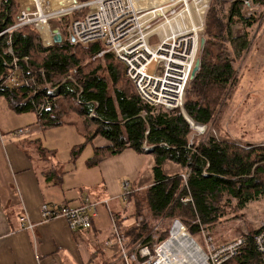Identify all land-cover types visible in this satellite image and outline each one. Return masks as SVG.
Returning <instances> with one entry per match:
<instances>
[{
	"label": "trees",
	"instance_id": "1",
	"mask_svg": "<svg viewBox=\"0 0 264 264\" xmlns=\"http://www.w3.org/2000/svg\"><path fill=\"white\" fill-rule=\"evenodd\" d=\"M15 1L0 0V32L3 31L0 33V96L8 106L16 113H34L32 125L41 130L67 122L80 125L83 141L71 147V159L85 145L92 146L95 137L106 139L108 145L92 148L86 161L89 167L127 148L137 153L149 149L152 182L145 190L144 203H138L129 194L123 207L110 209L106 235L103 232L104 238L96 242L82 264L140 262L143 258L137 248L147 246L153 252L155 246L169 237L168 228H156L159 233L156 239L149 232L158 221L175 219L193 235L200 232V226L211 227L226 214L264 197V145L244 143L247 147H243L225 133L218 136L208 133L203 137L191 129V126L198 129V124L219 132L222 129L224 99L236 82L234 58L248 44L245 34L233 37L231 26L236 23L247 28L255 21L253 16L243 15L244 0H230L225 14L220 9L225 5L218 0H213L206 9L199 68L189 80L183 99V110L193 121L191 126L181 112L150 106L141 100L124 75L122 64L110 52L97 55L104 49L102 42L71 41L69 23L81 17L84 9L56 16L55 27L61 41L44 46L32 25L7 30L14 23ZM250 1L263 7L264 17V0ZM37 28L43 38H50L48 24L37 23ZM12 57L17 58L19 78L15 84L4 83L12 67ZM102 70L107 72L106 76L101 74ZM50 91L52 96L48 95ZM32 144L39 155L54 156L39 139ZM49 163L44 177L57 184L62 181V173L57 172L60 164ZM169 164L175 169L167 168ZM182 175L186 176L185 180ZM132 188L130 184L131 192ZM129 217L135 220L132 226L124 223ZM111 221L124 238L125 259L116 243ZM93 223L88 229L73 232L89 233ZM253 233L254 230L246 234L245 245L231 262L264 264L252 246ZM107 240H112L110 246L104 245Z\"/></svg>",
	"mask_w": 264,
	"mask_h": 264
},
{
	"label": "crops",
	"instance_id": "2",
	"mask_svg": "<svg viewBox=\"0 0 264 264\" xmlns=\"http://www.w3.org/2000/svg\"><path fill=\"white\" fill-rule=\"evenodd\" d=\"M142 1L134 0L136 4ZM179 3L181 2L177 4ZM177 4L166 2L153 6V12H146L142 16L147 18L155 14L164 17L166 13L171 14ZM158 10L160 13H157ZM177 30L180 28L174 31ZM172 31L173 29L163 27L164 33ZM151 40L156 42V36H152ZM34 121V113H16L0 96V264H82L98 241L104 238L103 232L110 224L109 211L118 207L115 203L118 199L120 201L123 181L127 180L131 185L136 182L148 186L151 184L150 156L127 148L120 154L105 158L96 166L89 167L86 161L92 154V148L109 144L106 139L97 136L84 159L73 163L70 150L76 144L74 140H83L82 129L80 125L67 122L63 126L44 130L51 133V136L44 135L47 139L54 140L53 150L57 149L58 144L61 145L60 140L63 138L65 141H73L68 146L70 150L66 161L61 162L58 157H54L55 153L54 156L39 155L33 150L32 142L39 139L34 136L38 134L37 130H41L32 125ZM24 126H30L33 133L13 135L15 129ZM63 127L72 128L64 130L66 128ZM42 146L53 151L50 146ZM50 161L60 164L57 172L62 173V181L57 184L44 181L45 169L51 166ZM166 167L175 169L172 164ZM92 170L93 174L90 173ZM85 196L101 202L89 233H74L62 217L41 222V205L76 206ZM23 215L35 224L32 231L21 228L19 217Z\"/></svg>",
	"mask_w": 264,
	"mask_h": 264
},
{
	"label": "built area",
	"instance_id": "3",
	"mask_svg": "<svg viewBox=\"0 0 264 264\" xmlns=\"http://www.w3.org/2000/svg\"><path fill=\"white\" fill-rule=\"evenodd\" d=\"M17 1L19 7L14 16V23L7 30L32 25L38 31V16L41 12L38 11L37 14L31 12V7L28 5L29 2H34L39 6L38 3L35 0ZM244 4L249 5V1L244 0ZM81 9H84L82 16L71 20L68 26L72 42L79 44L102 42L104 49L97 55L110 52L122 64L124 75L130 80L141 100L150 106H161L166 110H176L182 113L185 89L191 79V71L196 60V38L191 36V33H182L178 30L162 35L158 31H153L158 25L149 28V22H145L147 18L144 20V17L139 14L141 11L135 10L131 0H88L83 3H78L76 0L72 6L63 11L71 12ZM172 12L174 13V10ZM44 18L47 21L48 15ZM154 34L158 38L152 43L150 37ZM51 35L50 33L49 41H45L40 35L41 43L45 46L52 44ZM151 64L155 65L152 74L147 72ZM11 66L4 83L15 84L20 74L16 57H12ZM23 82L27 83L25 80ZM48 95L52 96L53 91H50ZM199 126L200 131L203 132L205 128L202 125ZM12 133L15 136L28 135L33 133V129L30 126L22 127L15 129ZM144 151L148 152L149 149L146 148ZM183 178L185 180L186 176L184 175ZM128 186L129 181L124 180L122 198ZM183 201L187 199L184 198ZM100 203L85 196L76 206L53 207L43 204L39 209L41 222L62 217L72 231L88 229L98 215L97 207ZM26 217L24 215L19 217L21 228L32 231L35 224ZM113 229L116 233V243L119 245L122 256L126 258L124 238L116 231L114 224ZM201 231L203 232V246H197V248L203 258V264H254L231 262L245 245L246 235H239L227 242L215 244L207 237L203 229ZM165 241L155 246L153 252L147 246H140V257L146 256L147 258L134 264L145 262L156 264L154 259L157 257V248ZM251 242L255 252L260 255L264 263V224L252 234ZM106 245L110 246L111 242L107 241ZM191 259V262H194L193 257Z\"/></svg>",
	"mask_w": 264,
	"mask_h": 264
},
{
	"label": "rangeland",
	"instance_id": "4",
	"mask_svg": "<svg viewBox=\"0 0 264 264\" xmlns=\"http://www.w3.org/2000/svg\"><path fill=\"white\" fill-rule=\"evenodd\" d=\"M72 1L75 0H43L40 6H37L34 2L31 3L29 2L28 5L31 7V12L37 14L38 11L42 9V11L46 15H48L47 22L49 23L48 28H50L48 32L50 34L51 30L53 28H56L55 26L57 25L55 18H57L59 15L62 14L64 15L66 13H69L67 11L65 12L63 11L65 8L66 9L69 8V6L63 8L62 7L54 8V9H52V6L63 5V4L65 5L67 3H71ZM154 1L152 2L151 0H143L140 3L142 7L139 8L140 10H138L139 12L141 11V13L139 14L143 15L146 12H150V11L153 12L152 10L155 9L153 8V6H158L159 4H166L164 0H154ZM194 1L195 0L193 1L178 0V2L181 3L179 4H177L178 2L176 3L177 5H175L174 7V13L173 12L171 14L166 13L164 17L159 15L155 16L154 13H151L154 15H149L145 22L147 23L149 22L148 23L149 28H153L163 23L167 18H171L172 16H174V14L177 13L178 11L184 9L185 7L184 5L186 3H188L187 5H189ZM212 1L213 0H208L207 3V0H205V7H203L200 15V19L202 20L200 24L201 27L196 32L191 33V36L196 35L194 37L196 38L197 41L198 53L196 54V59H199L198 55L200 53V48L202 45L201 38L204 37V30H205L204 15L208 5ZM218 1L219 3L220 2L224 3L225 6L223 8L220 7V9L222 10V13L225 14L227 12L226 10L228 7L227 4L229 3L230 0H218ZM248 1H249V5L246 4L243 5V9H242L243 15L246 18L253 16L255 19L254 23L247 28L242 27L240 24H236V23L231 26L233 37L242 36L243 34H245L248 44H247V48L244 51H242L238 57L234 58L236 82L229 88L228 95L224 99V106L222 109L223 112L221 113L222 129L219 132L216 131L214 127L202 125V127H204L205 130L201 132L199 129L201 127L199 126V124H198L199 126L198 129L196 128V126L193 127L190 125L191 129L194 132H197L199 136L205 137L208 133H212L214 136H218L220 134L225 133L230 140H233L235 143L241 144L243 147H247L246 144H251V143L264 145V17L262 16L263 7L259 6L258 4L252 3L250 0ZM15 2L17 6L15 11V15H16L19 5L17 0ZM193 13L195 16L196 12ZM45 25L47 24L46 23L42 24V26ZM184 26L186 27L192 26V22L183 20L182 27L184 28ZM154 35L156 36V38H158L156 34ZM154 41L155 40H151L152 43H154ZM229 50H230V54L232 55V49L229 48ZM154 66H155L154 64L148 66L147 72L152 74V72H154ZM101 74L103 76H106L107 72L102 70ZM63 128H66L64 130H71L69 128L72 127H63ZM37 131L38 134H36L34 137L38 136L41 144L46 145L47 147L50 146V148H52L53 150V148L55 147L54 140L46 138V135L51 136V133H47L44 130H37ZM82 141H83L82 139L80 142L78 140H74V142L76 143L75 145L78 144L81 145ZM60 142L61 145L58 144L57 149L53 150V152L56 154L54 157L55 158L58 157L59 160H61V162H65L68 151L70 150L68 149V146L71 145L73 141L72 142H70V140L65 141V138H63L62 140H60ZM90 149H91L90 144L85 145L79 151L75 159H73V163H75L76 161L77 163H79L81 160H83L86 153H89ZM141 153L145 154L146 156L148 155L146 151H143ZM90 173L93 174V170L90 171ZM76 174H79V172H76ZM182 176L184 177V175ZM75 177L78 178V175H76ZM45 180L46 179L44 178V181ZM132 187L133 188L131 192L130 182H129V186L127 188L126 194H124L123 198L120 197V201L119 199L116 201L115 203L116 206L123 207L125 204V200L129 194L130 195L132 194V196L136 199L135 201H137L138 203L141 204L144 203L145 190L148 187V185H143L141 183L136 182L132 185ZM143 214L144 213H142L141 216H143ZM174 220L175 219L160 220L151 228V231L149 232L153 234L154 239H156L157 235H159V233L158 234L156 233L157 229L162 230L164 228H168L169 231L168 233L170 236L171 228L175 223ZM133 222H135V220L132 217H129L124 221L125 224H131V226L132 224L133 225L135 224ZM176 223H179L182 226L183 230H185L186 233L190 236V240L193 241V245L195 244L194 245L195 247L203 246L202 245L203 232L201 231V229H203L204 233L208 235L207 237H209L212 242H214L215 244H221L229 240H232L239 235H246L250 231L254 230L255 232L258 228H260L264 224V197H261L257 200L247 203L244 206V208H242L241 210L238 211L234 210L226 214L211 227L205 228L203 226H200L201 228L200 232L199 233L197 232L193 235L188 233V231L185 229V226L181 222H176ZM107 241L112 243V240L111 241L107 240ZM178 249L180 248H175L174 253L171 252V256L175 259L177 263L203 264V258L201 257V254L198 253L197 251H193V253H191L189 256H185V253L181 254L178 251ZM192 257L194 259V262H191ZM144 264L147 263L145 262Z\"/></svg>",
	"mask_w": 264,
	"mask_h": 264
},
{
	"label": "bare ground",
	"instance_id": "5",
	"mask_svg": "<svg viewBox=\"0 0 264 264\" xmlns=\"http://www.w3.org/2000/svg\"><path fill=\"white\" fill-rule=\"evenodd\" d=\"M35 1L40 6V4L42 3L43 0H38V1L35 0ZM131 1H132V4H133L135 10H137V11L140 10L139 8L142 7L141 4H140L141 2L136 4L134 2V0H131ZM151 1L153 2L154 0H151ZM164 2H171V4H176L178 2V0H164ZM194 2L189 4V5H187L188 3H186L184 5L185 6L184 9H182V10L178 11L177 13H175L174 16H172L171 18H167L162 24H159L158 27L153 29V31H155V32L158 31L159 34L162 35L164 33L163 32V27L164 26H166L167 28L173 29V31L176 30L177 27H179L181 29L178 30V31H181L182 33H194L197 30H199L200 27H201L200 24L202 22V20L200 19V15H201L203 7H205V0H195ZM74 3H75V1H72L71 3H67L65 5L63 4V5L52 6V9L72 6ZM207 3H208V0H207ZM40 11H41V13L38 16V24H41V25L45 24V23L49 24L46 21V19L44 18L46 14L42 11V9ZM158 12H159V10L157 11V13ZM193 12H196L195 16H194ZM183 20L184 21L187 20V21L192 22V26H188V27L184 26V28H183L182 27ZM38 31H39V29H38ZM39 33L41 35L40 31H39ZM44 39H45V41H49L48 37H45ZM111 224H112V227H113L114 223L112 221H111ZM106 242L107 241H105L104 245L108 246V245H106ZM194 245H193V241H191L190 238L188 237L186 231L183 230L182 226L179 223H176V221H175V223L173 224V226L171 228V234H170L169 238L167 239L166 242H164L162 245H160L157 248V257H155L154 260H155L156 264H163V263H166V264H179L171 256V252L174 253L175 248H180V249H178V251L181 254L185 253V256H189L191 253H193V251H197L199 253V249H197V247H195ZM139 249L140 248H137L138 253H139ZM142 258L144 260L147 257L145 256V257H142ZM162 261H163V263H162Z\"/></svg>",
	"mask_w": 264,
	"mask_h": 264
},
{
	"label": "water",
	"instance_id": "6",
	"mask_svg": "<svg viewBox=\"0 0 264 264\" xmlns=\"http://www.w3.org/2000/svg\"><path fill=\"white\" fill-rule=\"evenodd\" d=\"M76 1V0H75ZM51 40L52 42L54 43H59L61 41V35L60 33L58 32V30L56 28H53L51 30ZM71 41H73V39H71ZM203 38H201V44H203ZM199 59H196L195 62H194V66L192 68V71H191V75H190V78H193L195 73L197 72L198 68H199ZM184 118L187 120V122L191 125V123L193 122L188 116L187 114L185 113V111L182 112ZM190 121V122H189ZM176 222H179L177 220H175ZM174 221V222H175ZM188 235V234H187ZM188 237L190 238V236L188 235Z\"/></svg>",
	"mask_w": 264,
	"mask_h": 264
}]
</instances>
